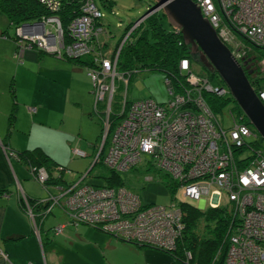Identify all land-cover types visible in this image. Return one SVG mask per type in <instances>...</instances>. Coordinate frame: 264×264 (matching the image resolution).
Instances as JSON below:
<instances>
[{
	"label": "built area",
	"instance_id": "built-area-1",
	"mask_svg": "<svg viewBox=\"0 0 264 264\" xmlns=\"http://www.w3.org/2000/svg\"><path fill=\"white\" fill-rule=\"evenodd\" d=\"M39 1L46 8L57 4V0ZM196 1L202 15L209 19L222 41H233L230 32L236 31L264 45V0ZM92 6H96L92 0H82L80 14L70 21L74 42L69 38L62 40V35H59L56 38L60 42L57 39L55 51L50 52L58 55L63 49L67 55L95 52L92 51V41L97 32L86 30L88 19L85 16H96ZM158 6L149 13L160 9ZM219 15L226 23L229 22L230 28L222 23ZM46 19L50 18L16 27L15 33L20 39L21 30L28 31V36L22 35L28 43L21 41L15 54H22L28 46H45L37 40L39 36L35 26H45L49 22ZM53 28L56 30V27ZM51 31L47 28L43 37L52 38ZM97 53H100L99 50L94 53L95 66L89 68L88 73L92 79L94 98L98 102L104 100L103 95L106 97L107 89L120 75L115 71L116 55L97 58L100 56ZM233 55L237 56L235 52ZM178 66L183 72L192 69L187 58H182ZM189 76L186 77L188 86L182 87L179 92L166 82L173 96L168 105L174 107L170 112L148 99L128 101L123 97L122 107L120 105V110L116 112L120 116L117 121L115 119L110 124L105 116L102 117L101 138L90 166L98 162L106 168L120 171L140 163L144 169L163 172L173 183L177 182L176 187L183 189L186 198L196 200L199 208L230 206L237 219L231 222L222 264H264V155L259 150L249 154V147L246 146L240 155L234 159L231 157L234 150L250 141L246 137L256 136V133L241 121V116L234 115L230 110L231 124L223 127L202 92L225 95L227 88L213 84L204 75L195 77L190 73ZM112 89L108 91L109 99ZM256 95L264 103V85L256 88ZM107 106L108 115L109 103ZM102 149L103 153L99 156ZM245 150H248L247 154H244ZM72 153L85 156V152L76 147L72 148ZM251 154L259 156L254 158ZM58 170L57 176L68 172L65 167ZM29 171L42 184L47 179L43 167H32ZM145 178L152 179L148 175ZM84 179L81 175L53 185L56 188L54 193L47 191L46 197L40 199L47 204L43 213L59 205L66 210L67 221L71 224L85 223L128 242L155 249L164 250L174 245L182 228L181 211L174 201L165 205L147 204L125 185L99 186ZM23 199L33 222L28 202ZM65 224L56 225L53 231L61 232Z\"/></svg>",
	"mask_w": 264,
	"mask_h": 264
},
{
	"label": "crops",
	"instance_id": "crops-1",
	"mask_svg": "<svg viewBox=\"0 0 264 264\" xmlns=\"http://www.w3.org/2000/svg\"><path fill=\"white\" fill-rule=\"evenodd\" d=\"M3 29L8 33L7 18L0 20V30ZM0 49L4 50L0 53V60L7 64L6 69L0 66L7 93L0 106V115H4L0 120V141L8 146L5 148L0 143V264H57L60 261L55 252L57 245L66 249L68 244L69 250L74 242L85 241L88 236L94 238L93 244L99 255V261L93 264H166L169 258L155 248L138 247L85 223L71 224L67 221L66 210L59 205L42 216L41 211L36 210L33 221L37 227L34 228L23 197L42 199L46 195H40L30 181H26L24 171L30 174L29 169L10 153L39 147L55 163L68 169L67 173L71 172V167L86 170L88 158L85 163L76 159L78 155L72 153L74 147L70 149V145L74 137L82 135L78 128L83 118L93 124L90 120L94 115L91 112L93 103L88 107L82 100V95L91 96V81L87 68L34 47L25 48L18 61L11 59L10 55L16 50L13 38L0 36ZM10 83L13 84L14 100L9 93ZM55 86L58 88L54 96L51 92ZM13 104V120L7 127ZM69 104L76 106L78 112ZM70 124L76 126V132L70 130ZM101 132L99 127L94 142L89 137L77 140L82 146H91L92 149L101 138ZM83 151L85 156L77 158L94 154ZM68 153L72 156L69 161ZM61 223H66L63 230L55 233L53 227Z\"/></svg>",
	"mask_w": 264,
	"mask_h": 264
},
{
	"label": "trees",
	"instance_id": "trees-1",
	"mask_svg": "<svg viewBox=\"0 0 264 264\" xmlns=\"http://www.w3.org/2000/svg\"><path fill=\"white\" fill-rule=\"evenodd\" d=\"M92 1L96 5L95 1ZM101 1L105 7H110V0ZM81 4L82 0H62L60 6L55 10L61 27H65L66 29V26L70 20L80 14ZM155 6L156 4L152 3L138 18L143 17L145 13L149 12L151 8H154ZM0 12L7 18L8 28L12 27L14 31L16 27L22 23H31L35 20H40L43 16H45V14H48L46 6L39 0H0ZM134 21L128 23L125 26V29H128L132 24H134ZM165 21H167V19L162 12V9H157L139 21L130 32V38L128 37L124 41L118 56L116 57V69L120 73L122 72L127 76V78H125L126 83L133 70L138 71L141 69H153L163 72L165 75L164 79L168 77L170 86H174L175 90H179L182 87L188 86V83L185 81L186 72H183L178 68V62L181 58H187L192 69H194L193 65L195 63L197 66H199V73L201 75L206 76L213 84L224 85L223 81L212 69L204 55L200 51H192L189 44L184 43L181 32L178 29H174L168 23V21L167 25H164ZM123 34L124 32L122 33L121 37ZM0 36H10L14 39L15 33L13 35H8L7 30L3 29L0 30ZM132 37H134L133 40L131 39ZM237 41L240 46L238 49L241 50L240 57L242 58L241 59L239 57L237 59L239 60L240 64L243 65L244 68H242L244 73L246 74L249 83L255 90L257 87L264 85V74H262L261 71L256 68L258 66L257 62L260 59H264V46L255 43L241 33L237 35ZM98 42V38H94L92 41V51L97 52L99 50L100 52L97 53V55H100L97 58L102 56L103 58H109L110 56H113V51H111V49L103 52L104 50L101 49L102 45H100ZM98 45L100 46L98 47ZM242 49L243 51L245 50V53L242 51ZM61 51L62 52L59 55L57 54V56L66 58V60L73 65L87 68L88 75L89 68L95 66V52L80 55H67L64 53V49ZM243 61L244 63H242ZM245 66H247V68ZM90 80V89L93 94L91 77ZM167 89L170 94L168 85ZM9 93L11 95V99L14 100V89L12 83L9 85ZM202 93L208 106L210 107V110L215 116L217 113L222 112L224 107L230 106V111L234 115L241 116V121L248 125L251 130L254 132L256 131L254 127L248 122L246 116L229 93L225 95H216L213 92L207 91H203ZM115 96H117L116 99H119V101L121 97H124L127 100L125 93L121 95L116 91L113 97L115 98ZM141 99L151 100L155 103V105L164 107V109L169 112L174 108L168 107L169 103L173 101L172 96L171 98H168L167 101L162 103H158L151 98ZM104 106L105 105L102 103L98 104L99 110H103ZM120 108L121 107L116 106L115 104L111 105L109 112L110 119H115L116 116L117 121L116 112L118 109L120 110ZM96 109V107L94 109L92 106L91 112H99ZM89 114L91 115V113ZM13 116L14 104L8 114L7 127H10ZM97 116L101 132L102 118L100 115ZM255 133L256 136L251 135L253 137L250 140L251 142L257 141L254 137H257L259 134L257 132ZM1 142L5 148H8V146H6L3 141ZM97 144H94L95 146L93 150H95ZM102 153L103 149L100 151L99 156H101ZM12 154L19 158L21 163L25 164L28 169L32 167H43L48 176L47 180L44 181L43 184L53 185L63 183L61 177L56 175L60 172L58 168L63 167V165L55 163L49 157V155L39 147L24 149L21 151L14 150ZM97 163L98 162L95 164ZM54 172L55 175L53 174ZM160 175L162 177L166 174L160 172ZM100 176L103 178V183L95 185L112 187L123 185V181L119 175V172L117 171L107 168V172L101 174ZM166 185L168 186L170 193H174L177 189H180L181 191L183 190L178 186L176 187V185L170 181L169 177L168 180H166ZM34 200L35 199H29L28 205L35 215L36 210L41 211V209L44 208V203H35ZM178 208L180 209L182 215V228L175 240L174 245L171 248L164 250L156 248L169 258L166 264H222L224 257L223 255L227 247V236L231 229L230 225L232 221L237 219L233 210L225 206L198 208L196 205L191 203L190 199L186 197L185 200H181L178 203ZM43 214V211L40 212L41 216ZM134 244L138 247H148L143 244Z\"/></svg>",
	"mask_w": 264,
	"mask_h": 264
},
{
	"label": "rangeland",
	"instance_id": "rangeland-1",
	"mask_svg": "<svg viewBox=\"0 0 264 264\" xmlns=\"http://www.w3.org/2000/svg\"><path fill=\"white\" fill-rule=\"evenodd\" d=\"M94 1H95L96 5L98 6V7L92 6L93 9H95V11H96V16L90 17V14L85 15L88 19L87 23H86V30L97 32L95 34V36H96V38H98L99 44L102 45L101 49L104 50V51L103 50L102 51L105 52L106 50L111 49V51H113L112 52L113 56L116 55V57H117L118 53L120 51V48L122 47L124 41L128 37L130 38V32L132 31L133 27L139 21H141L143 18H145L148 14H150L149 12H147L143 15V17L138 18L153 3V0H110L111 1L110 7H105L102 4L101 0H94ZM61 2H62V0H57V2H55L57 4H55L54 7L52 5L51 7L47 8L48 14H45V16H43L40 19V21H41L44 18H47V17L50 18V19H46L49 22H47V24L45 26H40V25L35 26L37 36H39L38 37L39 39L37 38V40L38 41L40 40L41 44L45 45V46L40 47V48L36 47V45H35L34 46L35 49H38V50H40L42 52H46V53H52L50 51H55L53 49H54L55 42L58 39L56 37L59 35H62V37H61L62 40H64V39L67 40L66 39V37H67V38L71 39V41L74 42L73 35H72V27L70 28V22L67 24L66 29H65V27H61L59 18L57 17V13L55 11L56 8H58L60 6ZM194 2H197V1L194 0ZM158 7L162 8L163 5L159 4ZM51 8H55V9H51ZM152 9L153 8H151V10ZM219 16L221 19H223L222 15H219ZM203 17H205L209 21V19L206 16L203 15ZM3 19H6L5 15L0 12V20L3 21ZM133 21H134V24H132L128 29H125V26L128 23L133 22ZM222 21H223L222 23H224L227 28L231 27L228 24L229 22L226 23L224 21V19ZM35 22H38V20H35ZM22 24H24V23H22ZM22 24H21V26H22ZM164 25H167V21H165ZM53 27H56V30ZM47 28H50L53 31V32L51 31L53 39L52 38L46 39L43 37V33L45 32V30H47ZM173 28L176 29L175 27H173ZM59 31H60V33H59ZM27 32L28 31L22 32V30H21V39L19 37H17L16 35L14 36L15 38L13 39V41H15L16 46H18V44L21 45V41H22V43H25V44L28 43L27 39L22 38V35L28 36L26 34ZM123 32H124V34L121 37ZM8 33L10 35H13L14 29L12 27H9ZM230 34L233 36V41H230V42L225 41L224 42L220 38L219 39L228 48L230 47L229 50L231 52H233V53L235 52V54H237V56H234L232 53L234 58L240 64L239 60L237 59L240 57V54H241V50L238 49V47H240V46H239V43L237 41V35H239L240 33L233 31V32H230ZM8 37H10V36H8ZM131 39L133 40L134 37H132ZM58 41L60 42L59 39H58ZM257 44H259V43H257ZM259 45H262V44H259ZM262 46H264V45H262ZM29 47H31V46H28V48ZM15 51L16 50H14L13 55L12 56L10 55V57H11V59L18 61V59L21 58V56H18V55H21V52H20V54H19V52H16V54H15ZM196 51L201 52V50L199 48H197L194 52H196ZM242 51H243V49H242ZM3 52H4V50L0 49V53H3ZM243 52L245 53V50ZM180 60H179V62H180ZM2 61L0 62V66L6 69L7 64L5 62H2ZM115 62H117V59ZM179 62H178V65H179ZM242 63H244V61ZM257 65L258 66L256 68L258 70H260L262 74H264V59H260L257 62ZM193 66H194V69H190V72H186L185 77H188L190 73L192 75H195V77H198L199 75H201L199 73V71H200L199 66H197V64H195V63ZM241 67H243V65H241ZM245 67L247 68V66H245ZM116 68L117 67L115 65V71H117V73L120 75V77L115 78L112 85L109 86L110 89L113 88L112 93H111L112 95H114V93L117 91L121 95H123L125 93L128 101H134V100L141 99V98H151V99L157 101L158 103L165 102L168 100V98H171L172 95L169 94L168 89H167V84H166V82L169 84L168 77H166V79H164L165 75L163 72L158 71V70H153V69H141L138 71L133 70L130 78L128 79V81L126 83L125 78H127V76L122 72L120 73ZM188 79H190V76L188 77ZM165 80H166V82H165ZM89 81H91V80H89ZM185 81L188 83L187 79ZM108 85H109V83H108ZM90 86H91V84H90ZM172 87H173V89H175L174 86H172ZM57 88L58 87L55 86L51 92L54 96H55V90ZM110 89H107V94L105 93L106 97H104V95H103V97H102V99H104L103 101L97 102L96 99L94 98V94H92V92L90 94L91 96L82 95V97H83L82 100L84 101V104L86 106L90 107V105L93 103L94 109L96 106V108H97L96 110H98L99 112H94L93 114L95 116L92 115L90 117V120H92L93 124H91L87 118L82 119V122L78 128L82 135L81 136L77 135L76 137H74L72 139V144L70 145V149H71V147H76V148H79L81 150H85L88 153L89 152L95 153V150H93L94 148L91 149V146L90 147L89 146H82V143H79V140H77V139L89 137L91 139V142H94L93 139H95L96 134H98L99 127H100L98 124V116L97 115H100L101 118L103 116H105V118L108 120V122L110 124H112L113 120L116 119V116H115V119L114 118L110 119V113L107 115V113H108L107 107H109V106H107V104L109 103L110 108H111L112 104H115L116 106L120 107V105L122 104L123 98L121 97L120 101H119V99L118 100L116 99L117 96H115V98L111 96L109 99V92L108 91ZM179 90H175V91L179 92ZM253 90H254V88H253ZM254 92L256 94V89L254 90ZM6 96H7L6 82L2 81V77L0 75V106L3 103V98L5 99ZM50 96L53 98V96L51 94H50ZM47 98H49V97H47ZM42 99L46 100V98H42ZM101 103L103 105L106 104L104 110H99L98 104H101ZM69 105H70V108H72L76 112H78V108L76 106H73L71 104H69ZM121 107H122V105H121ZM83 109L87 110V107L83 106ZM229 110H230V106H227V107L223 108L222 112L216 114V117L219 120L220 124L225 128L230 126V124H231ZM87 111H89V109ZM118 111H119V109H118ZM1 116L4 117V115L3 114L0 115V120H1ZM118 117H120V116H117V118ZM111 121H112V123H111ZM104 125H105V123H104ZM68 127L73 132H76V126H72L70 124ZM85 128H87V129H85ZM255 132H257V131H255ZM252 138H253L252 136L246 137V140H251ZM254 138L257 141L254 142L252 140L253 142L248 141V143H246V145H243V146L240 145L239 148H237L236 150L233 151V154L231 157L234 159V157H237L238 155H240L241 152L243 151V149L246 148V146L249 147V154L259 150V151H261L262 155H264V139L260 138L259 135H257V137H254ZM98 141H100V138L94 144H97ZM0 143L2 144L1 141H0ZM95 149H96V147H95ZM247 153H248V150H245L244 154H247ZM93 155H92V157H93ZM251 156H252V154H251ZM258 156L253 155L252 157L257 158ZM77 157H79V156H77ZM77 157H75V158L81 159V161L83 163H85L87 161V158H88V161H87L88 164L86 167L87 169L85 170V169L80 168V167H71L70 173H67V172L63 173L62 176L64 177V179H67V180H69L70 178L76 179L79 176L83 175V178H85L84 179L85 182L93 183V184H102L103 178L100 175L106 173L107 168L101 163L93 164L92 166H90V164L92 163V157L91 156L90 157H80V158H77ZM249 158L251 159V157H249ZM69 159H72V156L70 155V153H68V159L67 160L69 161ZM81 161L79 160L78 163H81ZM118 172H119V175L123 181V185H125L131 191L137 193L143 203H147V204L153 203V204H157V205H165V204H169L172 201H174L176 204H178L181 200H185V197L182 195V191L180 189H177L174 193H170V191L168 190V186L166 185V180H168V176L163 175L161 177L160 173H158L156 170H153V169L145 170L143 168V166L140 165V163L135 165L133 168H131L129 170H120ZM26 173L27 172L24 171V178L26 179V181H30L33 188L35 190L37 189L40 192V195L44 196V195H47V191L48 192H54L56 190L55 186L43 185L38 180L34 179L33 176L31 174H29V172L27 174ZM53 174L55 175V172ZM147 175L151 176L152 179H150V180L146 179L145 176H147ZM172 183H173V181H172ZM174 184L176 185L177 182H175ZM190 201L192 204L197 206L198 202L196 200H190ZM225 207H227V206H225ZM228 208H231V207L228 206ZM41 210H43V208ZM32 224H33V222H32ZM36 227H37V223L34 222V228H36ZM104 232L109 233L107 231H104ZM54 235H57V234H54ZM54 235H53V237L55 238ZM88 237L89 238L85 241L74 242L72 244L71 249H69V250H67L68 244L65 245L66 249L61 245H57L55 248V252H56V255H58V258H60V261H58L59 263H57V264H93L94 261H99V255H98L97 251L95 250L96 245L93 244L94 238L90 237V236H88ZM117 238H119V237H117ZM119 239H121V238H119ZM122 240L126 241L124 239H122ZM129 243L131 244L132 242H129ZM132 244H134V243H132ZM248 246L251 248V245H248ZM225 253H226V249H225L224 255H225Z\"/></svg>",
	"mask_w": 264,
	"mask_h": 264
},
{
	"label": "water",
	"instance_id": "water-1",
	"mask_svg": "<svg viewBox=\"0 0 264 264\" xmlns=\"http://www.w3.org/2000/svg\"><path fill=\"white\" fill-rule=\"evenodd\" d=\"M153 3L163 5L162 12L168 23L181 32L184 43L189 44L192 51L201 50L248 122L264 139V103L255 94L229 48L203 17L199 6L192 0H153Z\"/></svg>",
	"mask_w": 264,
	"mask_h": 264
},
{
	"label": "clouds",
	"instance_id": "clouds-1",
	"mask_svg": "<svg viewBox=\"0 0 264 264\" xmlns=\"http://www.w3.org/2000/svg\"><path fill=\"white\" fill-rule=\"evenodd\" d=\"M156 7V6H155ZM160 9H162V8H160ZM25 24V23H24ZM232 53V52H231ZM224 86H225V84H224ZM226 87V86H225ZM227 88V87H226ZM227 91H228V89H227ZM228 93H229V91H228ZM230 94V93H229ZM118 172V171H117ZM31 174V173H30ZM59 177H62V176H59ZM61 180H62V182H64L66 179H63V177L61 178ZM59 184V183H58ZM43 185H46V184H43ZM53 185H55V184H53ZM26 200V202H28L29 203V199L27 198V199H25ZM37 201H39V200H37ZM198 207V206H197ZM199 208V207H198ZM32 212V217H33V220H34V213H33V211H31ZM34 222V221H33ZM33 226H34V224H33Z\"/></svg>",
	"mask_w": 264,
	"mask_h": 264
},
{
	"label": "flooded vegetation",
	"instance_id": "flooded-vegetation-1",
	"mask_svg": "<svg viewBox=\"0 0 264 264\" xmlns=\"http://www.w3.org/2000/svg\"><path fill=\"white\" fill-rule=\"evenodd\" d=\"M14 33H15V31H14ZM112 97H113V95H112ZM47 177H48V176H47ZM50 193H54V192H50ZM44 198H45V197H44ZM40 199H41V198H38V199H35L34 201H35V203H40V202H41V203H44V208H45V206H46L47 204H46L45 202H43V201H40ZM42 199H43V198H42ZM37 200H39V201H37ZM44 208H43V209H44ZM30 209H31V208H30ZM42 211L44 212V210H41V212H42Z\"/></svg>",
	"mask_w": 264,
	"mask_h": 264
},
{
	"label": "bare ground",
	"instance_id": "bare-ground-1",
	"mask_svg": "<svg viewBox=\"0 0 264 264\" xmlns=\"http://www.w3.org/2000/svg\"><path fill=\"white\" fill-rule=\"evenodd\" d=\"M257 73V72H256ZM246 75V74H245Z\"/></svg>",
	"mask_w": 264,
	"mask_h": 264
}]
</instances>
